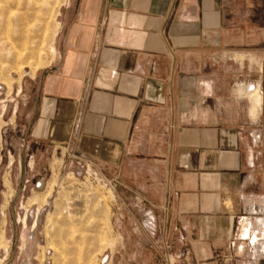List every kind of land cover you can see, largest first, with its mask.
Wrapping results in <instances>:
<instances>
[{"label":"crops","instance_id":"obj_1","mask_svg":"<svg viewBox=\"0 0 264 264\" xmlns=\"http://www.w3.org/2000/svg\"><path fill=\"white\" fill-rule=\"evenodd\" d=\"M59 20L29 171L72 159L103 175L127 264H256L242 255L264 252V0H66Z\"/></svg>","mask_w":264,"mask_h":264},{"label":"rangeland","instance_id":"obj_2","mask_svg":"<svg viewBox=\"0 0 264 264\" xmlns=\"http://www.w3.org/2000/svg\"><path fill=\"white\" fill-rule=\"evenodd\" d=\"M65 3L0 0V264H127L132 255L122 252L114 230L113 191L103 175L72 159L47 172L26 166L27 114L36 104L37 76L56 63ZM237 85L245 98L247 89L258 90ZM242 258L264 264L261 251Z\"/></svg>","mask_w":264,"mask_h":264},{"label":"bare ground","instance_id":"obj_3","mask_svg":"<svg viewBox=\"0 0 264 264\" xmlns=\"http://www.w3.org/2000/svg\"><path fill=\"white\" fill-rule=\"evenodd\" d=\"M251 89V88H250ZM255 90V89H253ZM257 90V89H256ZM251 98V102L253 104V107H252V114L253 115H257L258 112H259V108H258V105L260 104V95L257 91H253L250 96ZM245 237V236H244ZM255 241V240H254Z\"/></svg>","mask_w":264,"mask_h":264},{"label":"built area","instance_id":"obj_4","mask_svg":"<svg viewBox=\"0 0 264 264\" xmlns=\"http://www.w3.org/2000/svg\"><path fill=\"white\" fill-rule=\"evenodd\" d=\"M109 185H110V183H108ZM110 187H111V185H110Z\"/></svg>","mask_w":264,"mask_h":264}]
</instances>
